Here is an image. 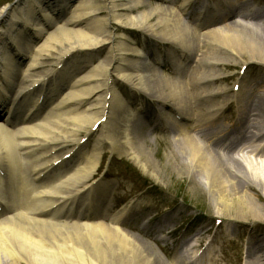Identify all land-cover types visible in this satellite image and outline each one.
I'll return each instance as SVG.
<instances>
[{"label":"bare ground","instance_id":"bare-ground-1","mask_svg":"<svg viewBox=\"0 0 264 264\" xmlns=\"http://www.w3.org/2000/svg\"><path fill=\"white\" fill-rule=\"evenodd\" d=\"M99 1L17 0L0 9V264H222L210 243L189 256L204 228L194 245L181 241L180 259L164 260L151 228H130L135 205L109 211L114 183L96 172L106 148L160 176L141 128L149 112L133 109L117 86L126 84L162 104L152 115L172 131L167 160L207 190L216 213L263 220L264 80L242 77L232 95L220 83L229 62L264 66L262 0H194L189 9L192 0ZM151 40L170 44L176 76L161 72L166 57ZM230 102L236 115L220 125ZM231 136L241 142L233 146ZM253 254L250 264H264V234L248 243Z\"/></svg>","mask_w":264,"mask_h":264},{"label":"rangeland","instance_id":"rangeland-1","mask_svg":"<svg viewBox=\"0 0 264 264\" xmlns=\"http://www.w3.org/2000/svg\"><path fill=\"white\" fill-rule=\"evenodd\" d=\"M152 1L155 2V0ZM16 2L17 0H0V9L7 4ZM181 2L182 0H179L177 7ZM257 3L260 6L259 10L264 11V0ZM257 3L254 5L258 6ZM143 8L144 6L139 9ZM69 14L68 12L67 16ZM103 14L106 15V11H103ZM198 14L199 10L197 9L193 16ZM113 31L121 33L122 28L114 24ZM131 35L144 44L146 36L143 32L134 30ZM146 45L154 48V51L161 55H165V71L161 72L165 75L176 76L172 73L173 64L166 54L171 50L170 44L164 41L159 43L148 41ZM106 52L107 49H104L99 55L104 56ZM168 68H171V71ZM220 69L223 73L222 77L225 78L220 83L229 87V95L235 92L234 86L239 83L242 77L246 83L252 80H264V66L257 62L246 64L243 61L229 62L221 66ZM117 86L127 99L133 101L131 106L135 111L137 105L142 104L149 112V116L145 117L141 128L147 135V143L153 151L154 158L159 163L160 176L156 177L139 167L127 154L113 152L105 148L96 177L101 179L105 175L104 179L108 178L114 183V206L110 212L119 210L129 202L133 203L135 206L130 212L132 216L130 228L137 232H143V228H151L153 234H149L148 240L162 258L168 262L175 258L179 259V252L187 250L188 247L181 241L187 239L189 245H194L198 240L194 237L196 231L202 228L204 231L201 249L196 248L195 251H191L192 253H189L191 257L197 258L210 243L209 245L212 246L210 250H214L222 264H250L253 262L257 254L248 255V243H254L257 237L264 234V218L261 222H256L254 219L238 221L216 213L207 190L195 181H191L187 174L176 173L172 163L167 160V155L173 147L172 135L170 129L157 125L152 115L153 112L156 113L162 108V104L144 94L133 96L130 87L126 84L118 83ZM228 105H230V109L221 120V125L226 124V118H234L236 115V103L230 102L226 106ZM95 139L94 135L90 137V146ZM232 145L236 146V144ZM258 196V201L264 206V197ZM223 217L225 222L220 225L219 218ZM166 221L168 222L163 230L156 232L155 227ZM161 238H164L165 242Z\"/></svg>","mask_w":264,"mask_h":264}]
</instances>
